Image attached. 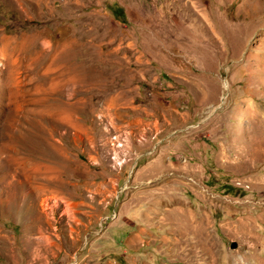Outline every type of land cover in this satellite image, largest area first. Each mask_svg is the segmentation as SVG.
Instances as JSON below:
<instances>
[{
  "label": "rangeland",
  "instance_id": "rangeland-1",
  "mask_svg": "<svg viewBox=\"0 0 264 264\" xmlns=\"http://www.w3.org/2000/svg\"><path fill=\"white\" fill-rule=\"evenodd\" d=\"M261 67L264 0H0V264H264Z\"/></svg>",
  "mask_w": 264,
  "mask_h": 264
},
{
  "label": "water",
  "instance_id": "water-1",
  "mask_svg": "<svg viewBox=\"0 0 264 264\" xmlns=\"http://www.w3.org/2000/svg\"><path fill=\"white\" fill-rule=\"evenodd\" d=\"M229 247H230V248H234V247H235V243H234V242H231V243L229 244Z\"/></svg>",
  "mask_w": 264,
  "mask_h": 264
},
{
  "label": "trees",
  "instance_id": "trees-1",
  "mask_svg": "<svg viewBox=\"0 0 264 264\" xmlns=\"http://www.w3.org/2000/svg\"><path fill=\"white\" fill-rule=\"evenodd\" d=\"M118 9V11H119V15H120V13H121V9L120 8H117ZM113 16L116 18V16L114 15V13H113Z\"/></svg>",
  "mask_w": 264,
  "mask_h": 264
},
{
  "label": "bare ground",
  "instance_id": "bare-ground-1",
  "mask_svg": "<svg viewBox=\"0 0 264 264\" xmlns=\"http://www.w3.org/2000/svg\"><path fill=\"white\" fill-rule=\"evenodd\" d=\"M261 68H263V69H264V67H261Z\"/></svg>",
  "mask_w": 264,
  "mask_h": 264
}]
</instances>
